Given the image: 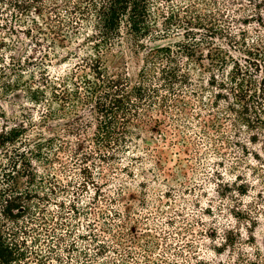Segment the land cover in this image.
<instances>
[{"label": "rangeland", "instance_id": "1", "mask_svg": "<svg viewBox=\"0 0 264 264\" xmlns=\"http://www.w3.org/2000/svg\"><path fill=\"white\" fill-rule=\"evenodd\" d=\"M183 1H160L159 11L168 15ZM219 1L217 7L213 0H187L197 5L202 14L215 13L217 24L232 35V39L215 40V47L237 60V27H242L239 19L248 17L253 6L247 0ZM221 13L226 14L224 20ZM26 21V26L16 25L20 30L17 34L0 29V42L6 45L2 44V48H15L11 53L2 50L7 62L11 56L23 60L31 55L34 63L26 64L30 69L42 54L30 51L33 41L23 31L31 23L29 18ZM162 23L160 17L159 29ZM187 29H193L195 34L184 37ZM168 36L161 41L145 40L143 44L148 48L144 50L125 32L121 44L103 56L111 76L127 78L136 85L141 82L140 73L147 65L150 48L174 46L177 42L198 43L189 57L183 49L180 53L179 47H172L177 52L175 62L191 82L179 99L168 97L172 108L164 109V105H158L159 100L154 107L144 106L143 120L135 119V124L130 125L126 146L120 148L117 158L105 163L98 158L89 162L98 182L89 193H77L76 186L82 180L80 166L58 147L64 143L67 151L74 150L79 140L90 145L98 124L95 107L77 103L63 111L51 101L50 94L45 101L35 103L26 88L5 93L2 82L7 79H0V107L5 116L0 119V131L6 127L25 131L20 142L10 149L18 170L30 169L31 165L38 172L34 184L47 186L44 190L48 194L52 193L49 188L54 190L52 197L57 200L47 204L49 209L57 212L60 203H65L64 212L74 224V234L60 247L71 241L76 247L70 253L57 248L66 264H264V133L252 132L237 123L229 110L234 104L229 86L225 90L212 85L230 84V75L219 66L212 67L207 57L200 59L210 47L206 30L185 25ZM89 51L90 47L79 41L60 50L59 55H51V60L46 61L51 78L67 77L74 71L79 59L70 52L82 55ZM155 63L152 77L160 75L159 64ZM35 71L39 76L40 70ZM37 80L41 83L40 78ZM23 81H31L29 72ZM161 94L169 96L165 90ZM52 108L57 116H53ZM212 123L220 127L215 130ZM51 139L55 145L52 150L48 145ZM53 153L62 157L66 174L60 172V163L49 164L46 160L54 157ZM0 163L8 165L10 161L4 157ZM51 174L63 185L74 182L60 193L58 187L47 182ZM31 185L33 181L19 178L20 188ZM2 186L0 179V189ZM74 201L80 208L77 216L70 209Z\"/></svg>", "mask_w": 264, "mask_h": 264}, {"label": "trees", "instance_id": "2", "mask_svg": "<svg viewBox=\"0 0 264 264\" xmlns=\"http://www.w3.org/2000/svg\"><path fill=\"white\" fill-rule=\"evenodd\" d=\"M160 1L170 4L177 0H0V29L11 35L17 34L20 30L16 25L26 26V19L29 18L31 26L23 32L26 38L33 41L30 51L42 54L41 60L28 69L26 64L34 63L31 55L23 60L11 56L7 62L2 50L8 49L7 52L11 53L15 48H2V44L6 45L4 41L0 42V79H7L2 82L3 91L9 94L23 87L35 103L45 101L50 94L51 101L63 111L70 104L76 107L77 103H82L86 106L92 104L98 114V124L89 146L85 140H79L74 150L67 151L64 143L58 147L60 152L67 153L80 166L82 180L76 186L77 193H89L92 186H97L89 164L97 158L104 163L117 158V152L126 146L130 125L135 124V119L143 120L144 106L154 107L159 100L158 105H164V109L172 108L168 97L178 98L191 82L175 62L177 52L172 47H179L180 53L184 50L185 56L189 57V52L193 55V47L198 43L185 45L177 42L174 46L150 48L147 65L140 73L141 82L136 85H132L127 78L111 76L103 56L121 44L125 32L146 50L145 40H164L174 29L180 30L185 25L206 30L210 47L200 59L203 61L207 57L212 67L219 66L230 75V84L219 82L217 85L214 82L212 85L230 89L234 104L229 106V110L237 117V123L252 132L264 133V0H247L253 8L248 17L239 19L242 27H237V60L222 48L215 47V40L220 37L232 39V35L217 24L213 11L202 14L197 5L184 0L182 5L172 7V11L165 15L159 11ZM213 4L218 7L220 1L213 0ZM8 14L10 19H7ZM219 16L223 20L226 18L224 13ZM160 17H163L161 29L158 28ZM194 34L193 29H187L184 37ZM79 41L90 47L89 53L79 55L70 52L75 59H79L74 71L67 77L52 79L46 61L51 60V55H59L60 50L68 48L69 44ZM228 44L233 48L232 44ZM155 62L159 64L158 77L151 75ZM36 69L40 70L39 76ZM26 72L30 73L31 81H23ZM37 77L41 83H36ZM180 85L181 88H178ZM163 90L169 96H163ZM51 110L53 116L58 115L54 108ZM4 117L0 107V119ZM212 127L217 130L220 124L212 123ZM24 135L23 128L6 127L0 131V159L5 157L10 161L8 165L0 163V179L3 182L0 189V264H66L57 248L70 253L76 247L73 241L64 248L60 247L61 242L74 234V224L64 212L65 203H60L57 212L49 209L47 204L57 200L52 197L54 190L49 188L52 193L48 194L44 190L47 186L34 184L38 172L31 165L30 169L24 167L18 170V162L10 154V149ZM48 145L51 150L55 148L54 139ZM53 155L46 160L49 164L60 163V172L66 174L68 169L62 157L59 153ZM24 161L29 165L25 155ZM19 178H27L33 181V185L22 189ZM58 180L51 174L47 182L58 187L60 193L74 182L70 180L69 184L63 185ZM70 209L76 216L80 215L75 201L70 203ZM249 264L259 263L251 261Z\"/></svg>", "mask_w": 264, "mask_h": 264}]
</instances>
